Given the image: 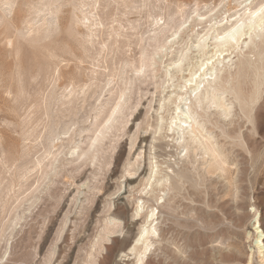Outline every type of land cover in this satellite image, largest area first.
I'll list each match as a JSON object with an SVG mask.
<instances>
[{
    "label": "rangeland",
    "instance_id": "rangeland-1",
    "mask_svg": "<svg viewBox=\"0 0 264 264\" xmlns=\"http://www.w3.org/2000/svg\"><path fill=\"white\" fill-rule=\"evenodd\" d=\"M262 1L0 0V264H135L121 254L153 206L163 218L162 252L145 264H264L253 225L260 215L264 230L258 50L239 54L233 74L249 102L237 119L246 142L211 123L241 154V176L232 163L222 179L184 168L188 179L173 178L165 202L161 188L146 185L152 160L164 170L169 160L183 166L156 131L168 62L211 23L231 26ZM119 102L116 127L100 141Z\"/></svg>",
    "mask_w": 264,
    "mask_h": 264
},
{
    "label": "bare ground",
    "instance_id": "bare-ground-1",
    "mask_svg": "<svg viewBox=\"0 0 264 264\" xmlns=\"http://www.w3.org/2000/svg\"><path fill=\"white\" fill-rule=\"evenodd\" d=\"M207 28V31L199 39H196L197 42L195 44L191 47L187 45L181 51L179 59L177 58L178 61L172 63L170 61L167 65L166 75L170 76L168 82H172L168 83L167 89L163 88L167 92V96L163 97V102H161L157 109L158 111L160 110V121L156 127V131L160 132L164 130L166 133L164 136L168 138V145L172 142L177 146L178 159L179 162H182L183 166L180 167V169L182 168L181 170L177 171L169 160V164L165 166L168 170H164L159 159L156 161L152 160L150 163V172L146 177V185H149L151 189L153 187L161 188V191H163V196H161V198L163 197V201L161 202L167 201L165 197L167 191L174 189V179L178 178L180 184H183L185 179H188L185 178L186 171L184 168L189 171L193 169L191 172L196 176L202 175L208 177L209 175L211 178L217 177L222 179L226 173L231 171L229 164L232 163L237 169L236 175L241 176L240 172L242 170L239 167L242 164L241 154L239 151H236L232 141L231 144H228L226 140H222V131L211 129V123L212 119L217 120L223 124L225 136L232 137L231 133H237L243 144L246 142L247 131L240 130L237 119L240 117V114L245 113L244 109L248 106L249 102L246 100L245 96L247 94L244 88L240 84H234L233 74L238 69L239 54L242 55L243 51L252 52L258 50L259 58L264 59V0L256 7L248 6L243 16L237 18L231 26L218 25L216 22L211 23ZM211 32L213 33L210 34ZM236 56H238L237 59H235ZM244 62L247 67L251 66L252 62L250 59H244ZM186 70L189 71L187 75L183 74ZM178 75H182L180 78L183 81H178ZM250 102L253 105V102ZM123 106L119 102V107L115 108L112 112V115L108 119V124L104 125L106 131L98 138L100 141L104 138V133L107 130L116 127L114 124V121L117 120L115 112H122ZM170 107L172 112L168 113V117L161 114L162 112H166V110L169 112ZM250 109L253 110V107L251 106ZM239 120L241 121L242 119ZM243 125L247 129L250 128L248 127L250 125L247 126L246 121H243ZM157 157L154 154V158ZM176 160L174 159V162L179 164ZM200 164L204 165L202 166V170L198 169ZM221 179L218 180L220 181ZM153 190L156 191L155 188ZM211 196L212 194H209L207 199H210ZM140 200L141 204L137 205L136 210L138 217L142 216V212L145 211L146 206V201ZM234 205L237 207L239 202L236 200ZM159 214V209L154 206L146 211L145 223L140 233H138V236L128 249L122 252L121 256L133 255L135 264H145L150 254L162 252L160 238L164 228L163 218L160 219ZM253 225L257 234L256 245L260 249L264 260V230L260 225V215L255 217Z\"/></svg>",
    "mask_w": 264,
    "mask_h": 264
}]
</instances>
